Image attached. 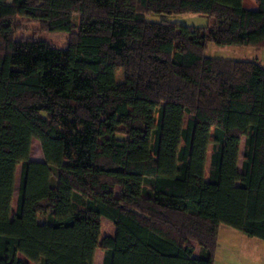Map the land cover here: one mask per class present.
<instances>
[{
	"label": "trees",
	"instance_id": "16d2710c",
	"mask_svg": "<svg viewBox=\"0 0 264 264\" xmlns=\"http://www.w3.org/2000/svg\"><path fill=\"white\" fill-rule=\"evenodd\" d=\"M252 1L0 0V264H213L220 224L264 240V63L203 52L264 49ZM18 17L67 46L16 40Z\"/></svg>",
	"mask_w": 264,
	"mask_h": 264
},
{
	"label": "rangeland",
	"instance_id": "374dc122",
	"mask_svg": "<svg viewBox=\"0 0 264 264\" xmlns=\"http://www.w3.org/2000/svg\"><path fill=\"white\" fill-rule=\"evenodd\" d=\"M8 1V0H7ZM148 21H160L162 19L174 22L176 24L186 25V26H195L200 27L206 25L208 19L205 16L192 14V13H186V14H173V15H165V14H153L150 13L147 16H145ZM14 23V38L16 40L21 39H35V40H43L49 43L51 46H54L56 48L59 47V49L65 48L68 44V41L70 39V35L65 32L60 31H47L41 25L37 22H30L24 18L18 17L15 19ZM205 56L209 57H223L228 59H234V60H253L255 62L264 63V49H254L252 47H237V46H217L213 43H208L205 50L203 51ZM115 81L118 83H121L123 81V78H125L126 73L120 66L116 65L115 67ZM37 140H32L31 145V151H30V159L41 161L43 160L42 157V151L41 147L38 144ZM21 165H18L17 171H16V181L15 188H14V197H13V206H15L17 195L18 193V186H19V179H20V170ZM12 206V207H13ZM14 208V207H13ZM43 216L40 215L39 219L40 221L43 219ZM114 225L109 220L102 218L101 223V236L104 235H113L114 233ZM219 233L217 236V246L215 247V254L218 249L219 254L218 258L215 259L216 263H221L222 259H229L230 251L227 249L232 248L233 244H236L237 247V239L233 240L231 239L227 234L234 232L235 235L240 236L241 238H247L246 235H244L242 232H239L225 224H220L219 226ZM255 240H258L262 243H264V240H260L257 238H254ZM241 246L240 244H238ZM103 251L98 248L95 252V258H94V264H101L102 257H103ZM227 252V254H226ZM214 254V256H215ZM223 262V261H222ZM29 264H36L33 262H29Z\"/></svg>",
	"mask_w": 264,
	"mask_h": 264
},
{
	"label": "crops",
	"instance_id": "0c3cea01",
	"mask_svg": "<svg viewBox=\"0 0 264 264\" xmlns=\"http://www.w3.org/2000/svg\"><path fill=\"white\" fill-rule=\"evenodd\" d=\"M243 5L247 9H256V5L252 0H243ZM227 235L233 240L235 238L238 240L236 242L237 247L236 244H233V246H231L232 248L227 249L230 251V258L222 259L223 262L221 261V263L218 264H264V243L255 240V237L247 236V238H241L240 236L235 235L234 232H230ZM218 254L219 251L217 249L213 264L216 263L215 259L218 258Z\"/></svg>",
	"mask_w": 264,
	"mask_h": 264
}]
</instances>
